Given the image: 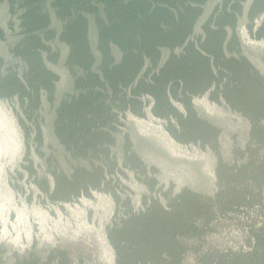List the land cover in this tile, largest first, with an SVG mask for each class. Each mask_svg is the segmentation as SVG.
Listing matches in <instances>:
<instances>
[{
    "label": "water",
    "instance_id": "1",
    "mask_svg": "<svg viewBox=\"0 0 264 264\" xmlns=\"http://www.w3.org/2000/svg\"><path fill=\"white\" fill-rule=\"evenodd\" d=\"M0 264H264V0H0Z\"/></svg>",
    "mask_w": 264,
    "mask_h": 264
}]
</instances>
